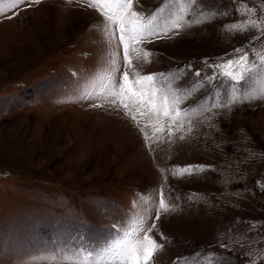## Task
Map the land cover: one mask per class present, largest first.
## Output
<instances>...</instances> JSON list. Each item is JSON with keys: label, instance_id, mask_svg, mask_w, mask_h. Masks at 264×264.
I'll return each instance as SVG.
<instances>
[{"label": "rangeland", "instance_id": "374dc122", "mask_svg": "<svg viewBox=\"0 0 264 264\" xmlns=\"http://www.w3.org/2000/svg\"><path fill=\"white\" fill-rule=\"evenodd\" d=\"M163 3L133 7L147 14ZM9 4L0 0V264H73L152 223L164 246L153 264H264V99L243 98L259 97V79L238 85L234 104L230 81L206 84L181 96L176 124L161 126L97 95L110 52L117 78L125 71L123 46L118 31L106 41L87 0ZM201 11L216 18L143 42L152 56L133 55L135 70L182 75L190 64L187 85L196 70L220 71L208 65L264 58V0H203ZM188 165L205 170L173 174ZM161 190L174 210L157 221Z\"/></svg>", "mask_w": 264, "mask_h": 264}, {"label": "snow or ice", "instance_id": "6c2138e0", "mask_svg": "<svg viewBox=\"0 0 264 264\" xmlns=\"http://www.w3.org/2000/svg\"><path fill=\"white\" fill-rule=\"evenodd\" d=\"M41 0H10L9 8H15L20 4H39ZM203 0H164L163 6L147 14L134 10V0H87L90 8H95L104 18V37L106 41L116 39L115 33L118 31V44L123 46V62L125 71L122 76L117 78L116 73L119 65L116 59V53L110 52V68L100 77V83L104 85V92L97 94L105 98H112L111 102L115 104L117 100L127 111L130 105L136 107L143 115L155 116L158 125H163V118H168L173 124H176L184 110L179 106L182 103L181 96L184 99L195 95L206 84L213 81L226 79L231 82L232 92L231 102L237 103L240 98L235 96L236 87L252 79H259L261 85H264V58L257 62H249L247 54L240 55L236 59H229L221 64L208 65L213 69H219L212 76H203L200 70L193 73L195 79L187 84L181 85V81L191 71L189 64L186 68H181L174 75L172 72L141 74L135 70L132 57L136 60H143L144 63L150 62L152 53L139 47L143 42H152L154 39L161 38L172 33L174 30L178 33L183 27H190L194 24H202L212 21L216 18V13L210 11L196 12V7ZM4 8L0 7V14L4 13ZM190 15L185 24V16ZM252 27H258L256 21H249ZM237 29L233 24L229 30ZM237 53L241 49L235 50ZM173 77L176 83L173 85L168 78ZM159 78V79H158ZM169 85V87H165ZM259 97L255 94H247L244 99H264V86L259 90ZM218 94V93H217ZM89 93L88 98H91ZM98 107L101 105H93ZM226 106L221 104H212L211 107ZM157 130H160L159 128ZM183 139V137H181ZM197 170L204 171L203 165H188L183 169H174L179 174L192 175ZM174 208L169 205L164 192H160L159 208L155 219H160V212L168 213ZM144 218L140 217L138 225L144 224ZM158 225L152 223L142 236L137 235L140 229L134 228L133 231H125L123 238L108 242L100 251L93 254L87 252L81 259L74 261L73 264H153L158 253L163 249V245L153 238L150 233ZM255 227V226H254ZM163 239V234H161ZM209 264H221V261L215 257H209Z\"/></svg>", "mask_w": 264, "mask_h": 264}]
</instances>
